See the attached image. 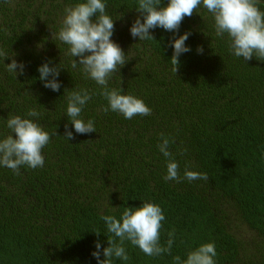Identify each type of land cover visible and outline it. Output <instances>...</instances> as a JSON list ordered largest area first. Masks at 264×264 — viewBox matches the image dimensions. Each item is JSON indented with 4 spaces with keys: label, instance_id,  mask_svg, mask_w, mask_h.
I'll return each mask as SVG.
<instances>
[{
    "label": "trees",
    "instance_id": "trees-1",
    "mask_svg": "<svg viewBox=\"0 0 264 264\" xmlns=\"http://www.w3.org/2000/svg\"><path fill=\"white\" fill-rule=\"evenodd\" d=\"M77 2L0 0V49L25 65L15 77L6 68L10 60H0V138L10 134L12 115L32 119L50 136L41 150L43 167L25 165L17 175L0 166V264H98L97 240L101 249L107 239L120 243L101 216L119 218L124 207L145 201L162 209L160 243L173 233L171 253L150 257L125 240L129 259L113 257L112 264H173L174 256L184 259L205 242L215 245V264H264V60L234 56L202 5L176 33L156 27L150 30L155 39L139 40L129 31L139 15L137 0H102L114 23L111 39L131 58L108 86L151 109L126 119L104 111L99 86L82 66L72 68L78 58L56 37L65 7ZM258 7L264 11V0ZM184 32L191 51L180 55L175 73L170 40ZM46 60L61 68L58 91L39 79ZM81 89L91 96L81 118L94 121L96 132L76 133L67 118V94ZM33 109L39 117L27 116ZM66 123L73 139L63 136ZM162 133L171 140L179 182L164 179ZM185 168L208 180L184 179ZM233 219L254 237L236 235Z\"/></svg>",
    "mask_w": 264,
    "mask_h": 264
},
{
    "label": "clouds",
    "instance_id": "clouds-1",
    "mask_svg": "<svg viewBox=\"0 0 264 264\" xmlns=\"http://www.w3.org/2000/svg\"><path fill=\"white\" fill-rule=\"evenodd\" d=\"M259 0H137L136 11L139 15L130 26V35L139 40L155 39L150 30L156 27L176 33L185 17H191L199 6H203L212 14L217 37L227 35L229 48L236 57L251 60L255 56L264 60V11L258 7ZM106 5L102 0H79L66 6L64 17L56 33L57 39L69 46V55L77 57L72 60V68L82 66V72L99 86V94L107 101L105 112L111 110L121 113L126 119L136 115L147 116L151 109L144 101L132 94H122V89L110 88V76L119 71L129 59L125 52L115 43L113 35L114 23L105 11ZM94 17V19H93ZM141 17L143 22H141ZM190 33L184 32L170 40L173 49L171 63L176 73L181 54L191 51L185 41ZM42 46V45H41ZM197 52L202 53L203 47L197 46ZM16 54L0 49V60H10L6 64L7 71L24 75L25 65L14 59ZM39 79L45 88L58 91L61 84L58 80L61 70L50 60L38 66ZM66 115L71 121L76 133L88 134L96 132L94 121L83 120L81 111L91 99L89 91L81 89L67 94ZM36 110H29L28 117H39ZM7 128L10 134L0 138V166L11 169L20 174L22 166L32 169L43 167L44 158L42 148L49 143V133L32 119L12 115L7 119ZM67 140L73 139V132L65 124L63 135ZM171 140L163 133L157 145L161 154L166 158L165 180L179 182L181 180L179 165L169 150ZM183 178L188 181L208 180L206 173L184 169ZM101 219L107 226L109 233L119 238L107 239V247L101 249L99 240L95 242L93 257L98 264H112V258L123 261L129 259L123 247V241L128 240L138 246L147 256L170 254L174 241V234H169L166 245L160 243L161 222L165 219L162 209L152 202H142L138 207H124L119 218L115 215H102ZM97 235L99 232H96ZM101 251L103 258H101ZM217 252L213 242H205L190 250L186 258L176 255L173 264H215Z\"/></svg>",
    "mask_w": 264,
    "mask_h": 264
},
{
    "label": "rangeland",
    "instance_id": "rangeland-1",
    "mask_svg": "<svg viewBox=\"0 0 264 264\" xmlns=\"http://www.w3.org/2000/svg\"><path fill=\"white\" fill-rule=\"evenodd\" d=\"M231 225H232L233 231L240 238H243L249 241L252 237H254L252 232L244 224L240 223L239 221L233 219L231 221Z\"/></svg>",
    "mask_w": 264,
    "mask_h": 264
}]
</instances>
